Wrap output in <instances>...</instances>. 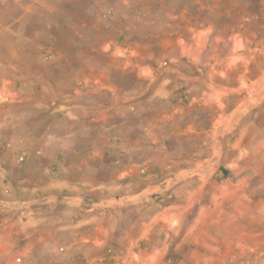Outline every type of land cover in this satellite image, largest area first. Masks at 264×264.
Returning a JSON list of instances; mask_svg holds the SVG:
<instances>
[{"label": "rangeland", "instance_id": "rangeland-1", "mask_svg": "<svg viewBox=\"0 0 264 264\" xmlns=\"http://www.w3.org/2000/svg\"><path fill=\"white\" fill-rule=\"evenodd\" d=\"M90 100L153 104L170 172L138 195L137 242L112 219L97 264H264V0H0L10 117Z\"/></svg>", "mask_w": 264, "mask_h": 264}, {"label": "crops", "instance_id": "crops-1", "mask_svg": "<svg viewBox=\"0 0 264 264\" xmlns=\"http://www.w3.org/2000/svg\"><path fill=\"white\" fill-rule=\"evenodd\" d=\"M9 106L0 102V264L105 262L116 217L137 242L138 222L155 213L138 195L164 189L170 175L167 152L152 144L154 105L90 100L66 120L42 103H24L15 119Z\"/></svg>", "mask_w": 264, "mask_h": 264}, {"label": "built area", "instance_id": "built-area-1", "mask_svg": "<svg viewBox=\"0 0 264 264\" xmlns=\"http://www.w3.org/2000/svg\"><path fill=\"white\" fill-rule=\"evenodd\" d=\"M21 161H23V159H20ZM11 264H22V259L21 258H18L15 260L14 263H11Z\"/></svg>", "mask_w": 264, "mask_h": 264}]
</instances>
